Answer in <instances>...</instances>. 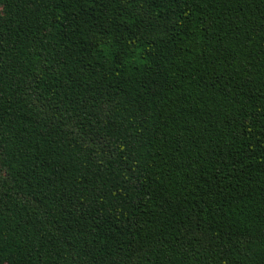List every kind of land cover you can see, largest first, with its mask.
Segmentation results:
<instances>
[{
    "label": "trees",
    "instance_id": "trees-1",
    "mask_svg": "<svg viewBox=\"0 0 264 264\" xmlns=\"http://www.w3.org/2000/svg\"><path fill=\"white\" fill-rule=\"evenodd\" d=\"M0 264H264V0H0Z\"/></svg>",
    "mask_w": 264,
    "mask_h": 264
},
{
    "label": "rangeland",
    "instance_id": "rangeland-1",
    "mask_svg": "<svg viewBox=\"0 0 264 264\" xmlns=\"http://www.w3.org/2000/svg\"><path fill=\"white\" fill-rule=\"evenodd\" d=\"M0 174H1V171H0Z\"/></svg>",
    "mask_w": 264,
    "mask_h": 264
}]
</instances>
